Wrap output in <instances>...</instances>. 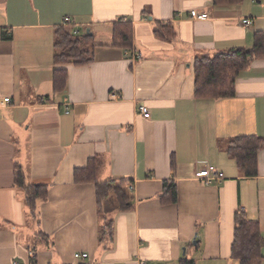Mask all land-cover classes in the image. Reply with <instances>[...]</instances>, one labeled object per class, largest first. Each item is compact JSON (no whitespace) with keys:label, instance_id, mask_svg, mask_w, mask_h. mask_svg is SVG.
I'll return each mask as SVG.
<instances>
[{"label":"crops","instance_id":"0c3cea01","mask_svg":"<svg viewBox=\"0 0 264 264\" xmlns=\"http://www.w3.org/2000/svg\"><path fill=\"white\" fill-rule=\"evenodd\" d=\"M211 1L0 0V264H237L230 250L238 211L258 223L264 258V148L254 177L225 152L231 138H264V58L240 73L231 98L196 97L193 74L196 57L251 48L264 30V0ZM193 10L208 18L191 19ZM121 23L131 27L124 50L112 46ZM159 24L174 38H159ZM60 27L89 33L93 62L55 64ZM61 69L66 83L54 91ZM96 157L100 181L134 186L132 208L109 214L105 245L94 184L73 178ZM15 166L27 184L48 188L35 217L14 186ZM209 166L224 178L204 185L195 174ZM164 183L175 184L174 203L161 202Z\"/></svg>","mask_w":264,"mask_h":264},{"label":"trees","instance_id":"16d2710c","mask_svg":"<svg viewBox=\"0 0 264 264\" xmlns=\"http://www.w3.org/2000/svg\"><path fill=\"white\" fill-rule=\"evenodd\" d=\"M244 0H212L213 6L239 5ZM159 38L170 40L174 38V31L170 25H157L155 32ZM131 43L130 24H119L113 33L112 46L128 49ZM93 43L89 33L76 35L64 27L57 28L54 34V62L56 65L73 64L84 66L94 60ZM264 58V30L253 36L251 48H236L213 55L196 57L193 63L194 94L200 98L224 99L235 95V82L240 73L255 59ZM67 72L64 69L53 73V89L59 91L64 88ZM264 148V138L258 136H239L227 141L226 154L235 162L237 169L245 177L257 175V157ZM99 158H92L86 167L76 169L73 174L77 184L92 183L95 187L96 211L102 226L98 242L105 245L112 242V224L109 217L111 212H125L132 208L131 198L126 187L129 180L113 179L100 181L98 172L102 167ZM14 186L19 188L24 201L35 217L37 201L45 200L48 188L27 184L25 174L20 167H14ZM176 186L174 183H164L163 193L160 195L163 204L176 201ZM263 245L258 223L246 217L242 212L234 215V235L230 256L237 264H262L261 254ZM179 264H195L193 260L182 258Z\"/></svg>","mask_w":264,"mask_h":264},{"label":"built area","instance_id":"2783aa9c","mask_svg":"<svg viewBox=\"0 0 264 264\" xmlns=\"http://www.w3.org/2000/svg\"><path fill=\"white\" fill-rule=\"evenodd\" d=\"M190 15V18L191 19H196V20H206L208 18V15L206 13H201V14H198L196 11H190L189 13ZM181 16V12H178L176 14V17H180ZM63 23L64 25L66 24H69L70 23V20L68 18H64L63 19ZM250 21L248 19H244L242 20V24L245 26V27H248L250 25ZM141 58V54L139 52H133L132 53V59L137 61V60H140ZM3 104H8L9 103V99L6 98V99H3ZM139 113L145 117V118H148L149 117V113H148V110L146 107H140L139 108ZM223 174L221 172H219L218 170H216L214 167H206L200 171H198L196 174H195V179L201 181L204 185H210L214 182H219L223 179ZM126 190L128 193H131L133 190H134V186L129 184L127 185L126 187ZM74 258L76 260H84V259H87L88 258V255L87 254H75L74 255ZM139 264H145L143 261H140Z\"/></svg>","mask_w":264,"mask_h":264},{"label":"water","instance_id":"95a60500","mask_svg":"<svg viewBox=\"0 0 264 264\" xmlns=\"http://www.w3.org/2000/svg\"><path fill=\"white\" fill-rule=\"evenodd\" d=\"M257 2H259V1H257Z\"/></svg>","mask_w":264,"mask_h":264}]
</instances>
